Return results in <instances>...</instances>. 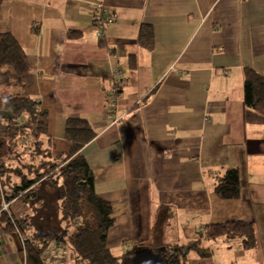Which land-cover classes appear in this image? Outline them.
Instances as JSON below:
<instances>
[{"label": "crops", "instance_id": "obj_1", "mask_svg": "<svg viewBox=\"0 0 264 264\" xmlns=\"http://www.w3.org/2000/svg\"><path fill=\"white\" fill-rule=\"evenodd\" d=\"M97 4L113 18L102 39ZM142 25L154 32L150 50L138 42ZM2 33L27 53V95L49 112L55 154L69 152V118L98 133L83 154L113 203L115 257L239 221L255 226L257 247L206 241L211 258L193 252L189 264H264V116L244 101L245 71L264 77V0H3ZM116 72L118 122L107 108ZM233 168L242 195L223 200L216 178ZM4 237L0 264H21L20 237Z\"/></svg>", "mask_w": 264, "mask_h": 264}, {"label": "trees", "instance_id": "obj_2", "mask_svg": "<svg viewBox=\"0 0 264 264\" xmlns=\"http://www.w3.org/2000/svg\"><path fill=\"white\" fill-rule=\"evenodd\" d=\"M138 42L152 49L151 26L142 25ZM28 75L24 48L12 34H0V230L21 238L23 264H46L47 253L58 242L69 250L70 264H131L130 251L115 257L107 246L115 225L113 203L97 194L94 172L83 154L98 133L88 119L69 118L65 127L69 152L56 155L49 137V112L27 95ZM244 101L264 116V77L250 69L245 71ZM216 179L214 191L221 199L241 198L238 169ZM3 202L8 210H3ZM220 238L242 239L247 250L258 244L251 223L213 224L197 240L165 246L163 258L166 264H189L195 252L210 259L205 242Z\"/></svg>", "mask_w": 264, "mask_h": 264}, {"label": "built area", "instance_id": "obj_3", "mask_svg": "<svg viewBox=\"0 0 264 264\" xmlns=\"http://www.w3.org/2000/svg\"><path fill=\"white\" fill-rule=\"evenodd\" d=\"M113 22V18L109 13V10L103 4L95 5L93 9V27L96 31L98 38L102 39L105 37V31ZM113 85L110 91L107 92V108L110 117L114 118V122H118L120 119L116 116L120 101V89L123 86V79L120 73L116 72L113 75ZM114 115V116H113ZM209 121V120H207ZM3 210H8L9 205L3 202ZM5 234L0 230V251L3 248ZM22 243V240H21ZM23 246V243H22ZM69 250L63 243H55L47 253L46 264H70L68 258Z\"/></svg>", "mask_w": 264, "mask_h": 264}, {"label": "water", "instance_id": "obj_4", "mask_svg": "<svg viewBox=\"0 0 264 264\" xmlns=\"http://www.w3.org/2000/svg\"><path fill=\"white\" fill-rule=\"evenodd\" d=\"M165 248L153 250L150 248H137L131 252V264H166L163 258Z\"/></svg>", "mask_w": 264, "mask_h": 264}, {"label": "rangeland", "instance_id": "obj_5", "mask_svg": "<svg viewBox=\"0 0 264 264\" xmlns=\"http://www.w3.org/2000/svg\"><path fill=\"white\" fill-rule=\"evenodd\" d=\"M20 240H21V238H20ZM114 251H115V250H114ZM112 253H114V252H112ZM6 259H7V258H6ZM20 262H21V264H23L21 258H20Z\"/></svg>", "mask_w": 264, "mask_h": 264}]
</instances>
